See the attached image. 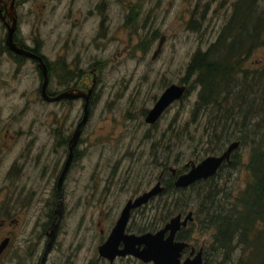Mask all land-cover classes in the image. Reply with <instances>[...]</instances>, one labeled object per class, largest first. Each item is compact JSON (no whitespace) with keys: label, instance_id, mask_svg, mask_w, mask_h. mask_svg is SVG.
Wrapping results in <instances>:
<instances>
[{"label":"rangeland","instance_id":"obj_1","mask_svg":"<svg viewBox=\"0 0 264 264\" xmlns=\"http://www.w3.org/2000/svg\"><path fill=\"white\" fill-rule=\"evenodd\" d=\"M233 1L60 0V8L56 10L49 5L46 8L27 6V12L33 11L27 16L28 29L34 25L39 27L48 52L59 49L57 42L60 39V85L80 81V74L87 71L86 68L93 62L105 65L97 85L101 102L95 107L87 130L88 153L71 173L65 188L60 248H55L49 255L47 264H108L100 258L98 246L109 238V231L116 225L127 201H135L142 195L128 200L136 192V183L142 184L139 192L151 190L154 185L158 187L157 177L163 167L167 174H173L170 168L177 171L176 182L180 175L187 173L190 163L220 155L235 141L225 143L216 151L210 150V146L215 144L207 143L210 129L205 127L206 116L200 118L197 112L194 113L198 87L193 84L194 78H185V66L191 54L197 50L205 51L208 44L216 40L219 29L231 13L230 4ZM94 4L97 7L92 11ZM128 13L134 26L126 29L122 24ZM134 31H138V36ZM159 43L160 52L153 58ZM245 58L242 70H248L253 75L256 71L264 73V36ZM9 68L8 64L0 61V80L5 82L0 87L2 124L6 125L10 120L12 123L22 121L14 126H21L27 131L34 121H43L47 125L41 127L38 124L36 130L44 135L59 122L63 134L73 133L78 107L81 111V106L76 104L73 111L69 104L28 102L23 98L26 82L15 80ZM82 68L85 70L80 71ZM70 72L77 76H70ZM68 78L75 81L67 83ZM184 79L186 92L158 117L159 123L153 126L144 122L140 117L141 110H150L164 90L171 84H181ZM90 80L91 76L85 75L81 83L86 84ZM32 98H36L35 95ZM27 107L29 109L26 110ZM24 110L27 113L22 115ZM236 119L242 121L239 115ZM246 119L253 121L250 117ZM235 131L234 137L239 134L238 129L235 128ZM155 159L159 160L158 165ZM246 159L244 157L235 167H226L221 163L223 168L205 184L195 183L193 188L175 184L173 189L163 188V193L160 191L156 200L136 207L139 210L133 214L128 226L130 231L137 229L139 234L155 232L164 226V219L168 218L169 222L176 214L183 212L185 217L191 211L194 220L186 228L192 231L188 242L195 246L197 252L201 248L202 264H235L240 254L239 246L227 256L213 250V232L203 230L201 218L196 215L197 201L190 197L197 189L205 190L209 183L219 187L221 198L229 195L225 200L227 204L232 202L247 182ZM165 184L169 185V182L165 181ZM175 188H187L181 195L189 197L188 207L176 205L174 198L178 195ZM221 198L219 205L224 208L229 206ZM1 201L0 197V204ZM161 203H166L163 208L159 206ZM165 208L167 213L161 212ZM29 228L26 227L25 232L28 233ZM188 249L183 253L184 258L188 256ZM26 255L29 254L10 252L0 260V264L24 262ZM42 256L43 252L31 253L32 264H40ZM111 264L153 263L142 262L135 257H121Z\"/></svg>","mask_w":264,"mask_h":264},{"label":"flooded vegetation","instance_id":"obj_2","mask_svg":"<svg viewBox=\"0 0 264 264\" xmlns=\"http://www.w3.org/2000/svg\"><path fill=\"white\" fill-rule=\"evenodd\" d=\"M46 5L56 10L58 7L60 8V0H0V61H4L10 66V75L15 80L19 83L26 82L23 98L27 99L28 102L47 103L48 105L69 104L73 111L75 105L78 104L81 106L82 112L78 107V116L73 124V128L75 127L73 133L63 134L58 122L51 132L44 135L36 130L38 124L41 127L47 125L43 121L38 123L34 121L25 131L21 126H19L20 128L14 126L16 123L21 124L22 121L12 123L10 120L8 124H2L0 114V197L2 198L0 204V247L6 243L0 254V260L14 251L15 253L29 254L25 256L24 262L15 261V264H32L31 253L43 252L44 255L51 241V253L55 248H60V181L63 180L61 193L64 199L65 188L71 173L88 153L90 145L86 143V139H88L87 130L90 126V119L94 116V109L101 102L97 85L101 80L100 71L105 68V65L99 61L93 62L86 68L87 71L80 74L82 77L80 81L74 82L75 77L73 79L68 78L67 83H74L60 85V39L57 42L59 49L48 52L39 33V27L34 25L28 29L27 16L32 15L33 11L31 9L27 12V6L46 8ZM95 7L97 4H94L91 10L94 11ZM128 18L129 16L123 21V28L128 29L129 26H134V22ZM128 21L130 24H127ZM134 34L138 36V31H134ZM81 70L85 69L82 68ZM71 75L77 76L73 72H70ZM85 75L91 76L92 79L86 84L81 83ZM3 83L5 82L0 80V87ZM179 85H185V81L183 80ZM185 86V90H187V85ZM34 95L36 98L33 99ZM60 95H66V97L59 101H53L60 98ZM171 104L163 114L168 111ZM26 110L22 112V115L27 113ZM79 111L81 116H79ZM85 112L87 113L86 121L81 125L80 135L75 144L73 138L86 115ZM149 112V109L141 110L140 117L145 120ZM163 114H160V117ZM159 118L151 125H157ZM57 120L59 121V119ZM70 157L71 161L69 162ZM230 157L228 161H230ZM155 160L158 165L159 160ZM228 161H223L222 164L224 162L229 163ZM67 164L69 165L66 170ZM190 164L188 172L193 162ZM165 170L166 168L163 167L162 172L157 177L158 188L163 185L160 190L161 193H163V188L173 189L175 187V177L178 174L174 168H170L173 174H167ZM218 171L219 169L216 173ZM216 173L205 179H199V181L207 180ZM165 181L169 182V185H166ZM199 181L196 180L195 183ZM136 184V192L128 200L135 199L150 189L139 192L142 184L139 182ZM46 192L49 193L47 197ZM158 193L152 195L146 203L156 200ZM36 204L41 207L38 208L35 206ZM135 210H139V208H133L129 213L125 233L139 234L137 229L135 232H131L128 227L132 222ZM180 214L184 218V213ZM190 223L192 221H189L185 227H181L177 235L181 233V230H187L186 228ZM26 227H30L28 233L25 232ZM19 236L24 240L19 239ZM119 246L123 247L122 243ZM188 248H186L189 251L187 255L195 256L197 252L195 246L190 243ZM125 257L133 256L127 255ZM100 258L108 261V264L112 263L108 259Z\"/></svg>","mask_w":264,"mask_h":264},{"label":"trees","instance_id":"obj_3","mask_svg":"<svg viewBox=\"0 0 264 264\" xmlns=\"http://www.w3.org/2000/svg\"><path fill=\"white\" fill-rule=\"evenodd\" d=\"M230 10L216 40L205 51L191 54L185 78H194L193 84L198 87L194 113L200 118L206 116L205 127L210 129L207 143L215 144L210 150L216 151L233 139L239 143L230 154V164L223 166L235 167L247 157L244 163L247 182L229 204L225 202L229 195L221 198L219 187L209 183L205 190L197 189L190 199L197 201L196 215L201 218L203 230L213 232V250L227 256L239 246L235 264H264V73L256 71L253 75L241 69L245 57L264 36V0H234ZM128 16L131 20V14ZM238 115L242 121L236 119ZM235 128L239 134L234 137ZM223 166L220 165L219 171ZM201 181L199 185L209 182ZM187 188H175L176 205L188 207L189 197L181 195ZM219 198L230 207H221ZM165 204L159 206L163 208ZM164 211L167 213V208L161 210ZM191 235V230H181L176 238L188 241Z\"/></svg>","mask_w":264,"mask_h":264},{"label":"water","instance_id":"obj_4","mask_svg":"<svg viewBox=\"0 0 264 264\" xmlns=\"http://www.w3.org/2000/svg\"><path fill=\"white\" fill-rule=\"evenodd\" d=\"M159 46L157 51L153 54V58L160 52ZM185 85L171 84L169 88L159 97V101L149 110L150 112L145 118V121L150 124L154 123L160 114H163L165 109L174 101L182 98ZM91 92V91H90ZM89 93V92H88ZM67 95V94H66ZM66 95H60V98L53 101L62 100ZM68 96V95H67ZM69 97V96H68ZM75 99V97H72ZM86 107V105H85ZM86 113V112H85ZM87 113L82 119V123L77 129L73 142L76 141L80 135L81 125L86 121ZM239 146L236 141L231 142L230 145L218 156H207L202 161L191 166L190 171L183 175H180L176 180V185L187 187L195 183L196 180L205 179L218 170L217 168L223 161L229 160V154ZM71 161V157L69 162ZM68 162V163H69ZM66 165V170L68 168ZM62 183L60 181V223L63 216L64 200L62 196ZM162 187H154L151 190L140 195L135 201H127L123 207L122 213H120L117 219L116 225L111 229L109 238L100 244L98 254L99 256L113 262L116 257H125L131 255L142 262H148L153 264H202V251L201 248L196 252L195 256H187L184 258V251L190 246V243L182 240H177L176 236L181 227H185L189 221H193L192 212L188 211L186 216L182 218L181 214L170 218V221L164 223V226L155 231L142 234L125 233L126 226L128 225L129 213L133 208L139 207V205L145 204L152 195L158 193ZM122 243L123 247L119 244ZM6 243L0 247V254ZM52 241L50 242L47 251L44 253L41 264H46L47 259L51 253ZM192 254V253H191Z\"/></svg>","mask_w":264,"mask_h":264}]
</instances>
